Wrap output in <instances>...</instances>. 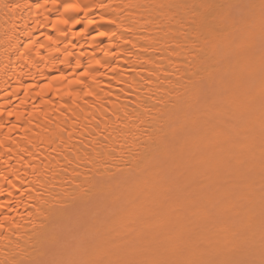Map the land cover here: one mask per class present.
Returning a JSON list of instances; mask_svg holds the SVG:
<instances>
[{"label": "bare ground", "instance_id": "6f19581e", "mask_svg": "<svg viewBox=\"0 0 264 264\" xmlns=\"http://www.w3.org/2000/svg\"><path fill=\"white\" fill-rule=\"evenodd\" d=\"M16 2L29 7L0 12V40L15 41L11 70L0 71V264L36 259L44 221L38 209L118 165L136 168L139 180L102 203L99 219L56 258L108 261L132 248H158L169 259L220 253L259 260L260 0ZM201 3L255 5V23L221 17L213 49L200 37ZM69 4L92 8L66 10ZM201 79L208 83L203 102Z\"/></svg>", "mask_w": 264, "mask_h": 264}, {"label": "snow or ice", "instance_id": "6c2138e0", "mask_svg": "<svg viewBox=\"0 0 264 264\" xmlns=\"http://www.w3.org/2000/svg\"><path fill=\"white\" fill-rule=\"evenodd\" d=\"M103 7V5H100ZM3 7L7 9L8 14L19 15L18 10L29 7L26 4H22L13 0L11 3H4ZM32 7L39 9L42 7L40 4H36ZM159 7H165V5H159ZM168 7H173L168 5ZM255 5L251 4H211V3H201L199 8L203 10L201 13V20L199 23L200 27V37L203 38L205 44L209 45L211 48H218L217 41L223 35V32L218 27L221 17L225 21L233 20L236 23L248 27L255 23V15L251 11L255 9ZM259 24L261 31V45L262 51H264V0H260L259 3ZM74 9L76 11H91V5H85L81 8L78 4H69L66 6L67 9ZM248 9L249 13L246 15L244 10ZM13 17L9 15V19ZM62 24H68L69 21L66 19H60L58 21ZM74 23H79V21H74ZM89 23H94V21H89ZM15 25H13V28ZM101 36L105 33H100ZM52 38L49 37V40ZM239 34L234 35L232 39V48L234 51L240 48ZM195 47V44H194ZM13 46L5 50L3 57L4 63L0 67V71L11 70L7 63L8 53L12 50ZM202 60L207 62L206 58L202 57ZM262 65H264V55L261 57ZM84 75H88L84 73ZM197 73H193V76ZM211 78V77H209ZM196 88L199 91V100L203 102L206 99V94L208 92V83L204 79L196 82ZM91 95V93H88ZM261 106L262 111H264V94L261 96ZM91 134V133H89ZM262 136H264V123H262ZM69 139H71V134H69ZM104 141L109 140L108 135L103 136ZM83 143V142H81ZM100 143V141H97ZM107 148V144H105ZM115 151V149H112ZM262 154H264V143H262ZM93 154H90V159ZM94 155L99 156L101 153L94 149ZM77 161L81 158L79 156L74 157ZM120 159H124L123 156ZM69 164L72 163L71 160L68 161ZM94 163V161H93ZM125 164L128 161L125 160ZM139 165H137V168ZM118 171L116 173H102L95 176H89L85 181L75 184L72 187L71 193H65L67 199L61 198L57 200L53 198V204L50 208L41 211L38 209L41 216H44V221L42 222L43 230L38 235L39 241V253L36 259L30 261L15 260L12 261L5 260L4 264H264V197H262V214H261V245H260V258L259 260L244 258V259H234V258H221V254L218 253L214 257L200 260L191 259H169L161 256L159 254V249H142V248H132L126 250V255L124 258L108 260V261H96V260H70V259H59L56 258L59 253L66 249L72 240L78 238L79 234L86 233L88 231L89 225L93 219H99L98 209L102 203L110 199L118 189H123L129 185L137 182L139 176L137 175V169L132 167L122 168L117 166ZM75 171V169L73 170ZM76 172V175H79ZM264 175V173H262ZM47 203V202H45ZM212 217L211 213H204V219L210 220ZM153 243H155L153 241ZM84 242L81 241L83 246ZM152 254L149 255L148 253ZM8 253H5L7 256Z\"/></svg>", "mask_w": 264, "mask_h": 264}, {"label": "clouds", "instance_id": "9594fccd", "mask_svg": "<svg viewBox=\"0 0 264 264\" xmlns=\"http://www.w3.org/2000/svg\"><path fill=\"white\" fill-rule=\"evenodd\" d=\"M4 3H5V0H0V12H5V14H6L7 13V9H5L3 7ZM53 3H56V0H53ZM0 44L6 45V47L4 49V52L9 47V45H12L13 47H15V41H13L11 36H8L7 40H0ZM28 51H29L28 49H25L26 53ZM0 58H3V54L2 53H0Z\"/></svg>", "mask_w": 264, "mask_h": 264}]
</instances>
